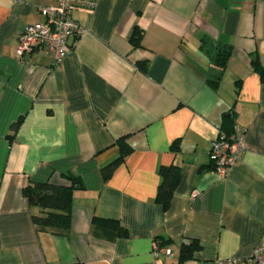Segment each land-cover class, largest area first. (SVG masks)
Here are the masks:
<instances>
[{
    "label": "crops",
    "instance_id": "obj_1",
    "mask_svg": "<svg viewBox=\"0 0 264 264\" xmlns=\"http://www.w3.org/2000/svg\"><path fill=\"white\" fill-rule=\"evenodd\" d=\"M81 1L82 31L54 67L45 50L16 47L56 0H0V264H156L154 239L171 250L158 264L249 256L264 241V81L251 66H264V0ZM221 46L231 50L222 69L211 58ZM229 113L244 150L221 176L208 154ZM120 137L131 150L104 179ZM171 164L180 178L164 209L159 168ZM63 172L83 188L55 233L34 224L23 190L64 183ZM192 240L200 248L179 262Z\"/></svg>",
    "mask_w": 264,
    "mask_h": 264
},
{
    "label": "trees",
    "instance_id": "obj_2",
    "mask_svg": "<svg viewBox=\"0 0 264 264\" xmlns=\"http://www.w3.org/2000/svg\"><path fill=\"white\" fill-rule=\"evenodd\" d=\"M142 37V31L135 27L131 36V43L138 47ZM231 50L228 47H219L217 52L211 56L216 65L221 69L225 65ZM251 66L255 72L264 81V66L257 59L251 60ZM142 71H146L147 65L145 62L139 63ZM221 74H218L209 80L210 84L215 87L219 83ZM16 127V124H14ZM233 127L231 114L224 117V122L220 132L230 135ZM119 146L118 155L110 162L101 167V173L104 179L110 177L114 169L124 160L125 156L130 152V147L127 145L124 137L116 140ZM177 141L172 143L171 149H177ZM161 180L157 187L156 201L162 205L164 209L169 206L171 196L176 185L179 182L180 171L176 165L161 166L159 168ZM59 176L64 179V183H55L50 180L31 182L23 193L28 199L29 205L36 207L38 213L32 215L34 224L41 228L53 231L55 233L66 231L71 225V208H72V193L76 189L83 188L81 178L71 173H60ZM106 225L116 229L121 235H126V230L115 220H105ZM165 241L161 243L164 244ZM200 248L197 241L192 240L183 244L180 249L179 262H184L193 257L195 251Z\"/></svg>",
    "mask_w": 264,
    "mask_h": 264
},
{
    "label": "built area",
    "instance_id": "obj_3",
    "mask_svg": "<svg viewBox=\"0 0 264 264\" xmlns=\"http://www.w3.org/2000/svg\"><path fill=\"white\" fill-rule=\"evenodd\" d=\"M79 0H56L55 4L39 8L44 22H34L26 26L18 38L16 54L22 57L35 49L45 50L51 57L54 67H58L64 55L70 49V40L78 36L82 29L73 18L72 11ZM89 5V1H81ZM244 128L234 124L230 135L220 132L211 141L209 159L219 175H225L229 167L240 157L244 150ZM153 262L158 264L160 255H171L168 246L161 245L156 239L152 241ZM224 264H264V241L254 247L247 257L232 256Z\"/></svg>",
    "mask_w": 264,
    "mask_h": 264
}]
</instances>
